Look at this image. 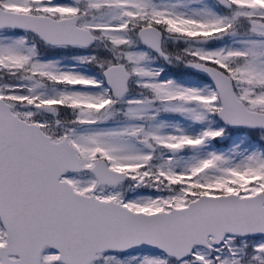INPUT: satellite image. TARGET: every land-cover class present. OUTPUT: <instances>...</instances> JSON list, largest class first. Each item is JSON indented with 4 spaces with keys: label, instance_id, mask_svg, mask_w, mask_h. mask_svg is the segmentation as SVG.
Returning <instances> with one entry per match:
<instances>
[{
    "label": "snow or ice",
    "instance_id": "6c2138e0",
    "mask_svg": "<svg viewBox=\"0 0 264 264\" xmlns=\"http://www.w3.org/2000/svg\"><path fill=\"white\" fill-rule=\"evenodd\" d=\"M0 264H264V0H0Z\"/></svg>",
    "mask_w": 264,
    "mask_h": 264
}]
</instances>
